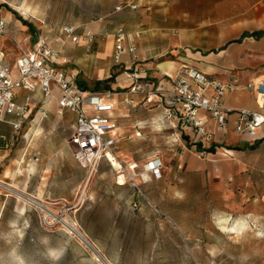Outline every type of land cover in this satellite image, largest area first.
Here are the masks:
<instances>
[{"label":"rangeland","instance_id":"1","mask_svg":"<svg viewBox=\"0 0 264 264\" xmlns=\"http://www.w3.org/2000/svg\"><path fill=\"white\" fill-rule=\"evenodd\" d=\"M0 7L11 10L34 28L41 27L42 22L56 27L63 23L83 26L93 21L92 17L79 18L84 8L93 10L92 2L83 4L82 0H0ZM258 7L264 13V0ZM72 67V63L63 66L68 75L73 74L69 70ZM86 82L92 86L95 80ZM130 108L140 110L136 112L138 118L146 111L141 102ZM71 121V116L52 120L42 130V123L27 121L17 134H11L10 128L0 124L7 127L4 133L13 143L10 156L14 155L20 168V187L5 190L26 210L25 218L30 219L31 225L22 239L17 236L6 239L10 232L8 221L16 217L12 203L6 206L0 216V264H10L8 253L12 249L23 256L26 264H50L41 243L45 236L52 246L67 249L58 264H264V141L255 150H246L241 155L242 171L211 182L207 172L198 168L199 163L190 169H172L173 148L165 144L164 134L156 129L149 131L138 137L140 145L130 150L141 157L137 162L139 168L147 159L160 156L162 178L139 183V189L126 179L129 185L118 192V202L126 206L124 218L118 222H94L91 216L97 208L89 200H94L95 195H84L82 208L81 198L79 202H55L35 199L29 194L42 173L28 178L30 144L37 141L48 153L60 152L71 133ZM253 142L243 137L232 144L242 146ZM53 158L56 155L50 156V163ZM198 158L204 159L205 154ZM120 164L125 168L124 163ZM118 171L106 161L90 165L85 168L84 184H80V171L66 167L56 173L53 188L61 191H70L77 185L87 189L108 188L119 177ZM2 185L0 182V191ZM134 203L139 210L132 211ZM128 214L132 216L125 218ZM240 222L247 227H242ZM74 229L89 243L80 241L72 233Z\"/></svg>","mask_w":264,"mask_h":264},{"label":"crops","instance_id":"2","mask_svg":"<svg viewBox=\"0 0 264 264\" xmlns=\"http://www.w3.org/2000/svg\"><path fill=\"white\" fill-rule=\"evenodd\" d=\"M131 1L82 0L83 4L93 3V10L89 12L84 8L79 18L81 20L93 18L91 23L83 24L92 27L95 33L94 42L89 50L82 45L71 44L63 50L64 56L73 64L69 70L73 73L71 76L77 85V80H80L88 87L87 89L93 90L98 83L103 87V83L110 80L107 82L110 90H126L129 81L125 79L123 70L130 65L145 70L147 77L156 84H159L164 75L171 79L178 78L184 67L194 68L207 76L221 80L237 77L242 85L253 78L264 76V37L260 39L245 37L239 41L244 33L264 31V13H261L258 7L261 0H138L137 10L124 9L110 16L116 6ZM89 13L92 15L89 16ZM0 19L7 22L8 31L19 43L17 47L8 39L0 37V50L7 53L11 64L20 52L33 47L36 38L31 35H35L39 29H42L50 39H54L58 36L60 28L69 24L63 23L53 27L44 23L41 27L34 28L32 24L16 17L11 10L7 11L2 7ZM117 26L141 33L135 55L124 56L118 65L113 61V31ZM93 79L95 82L92 86L86 82ZM102 89L104 88L98 90ZM224 102L233 108H257L253 93L245 88L226 94ZM130 107L123 103L120 97L116 99L113 118L120 136L115 152L119 163L128 165L139 162L141 157L135 156L130 148L140 145L138 137L156 129L164 134L165 144L173 148L170 164L174 170L182 167L190 169L199 163L198 168H203L207 172L208 180L211 182L227 179L243 170L239 158L246 150L237 148L246 143L242 146L232 144L243 139V136L238 137L233 132L235 115L232 114L228 118L229 131L225 134L215 133L213 141L207 144L195 143L190 132H177L167 122H163L160 119L162 109L157 103L143 105L146 111L140 118L136 113L140 110ZM53 109L51 108L47 119L41 120L37 114L31 122L37 121L38 125L42 123L40 128L42 130L47 128L52 120L59 121L71 116L72 121L69 123L72 132L74 116L67 113L64 117H57ZM201 116L207 117V114L201 113ZM0 124L11 129L8 124ZM55 127L56 125L53 129ZM6 128L0 127V136L4 137L0 144V182L3 184L0 191V209L4 210L12 203L13 210H20L22 206L5 190L20 187V168L14 155L10 156L9 148L13 143L4 133ZM209 128L213 130V125L209 124ZM11 134H15L12 129ZM70 135L66 140V146L60 152L52 154L43 150L37 141L30 144L28 178L34 176V173L40 171L42 173L37 185L29 194L35 199L55 202H79L81 198L82 208L85 202L83 196L95 195L94 200H89L94 201L91 203L97 208L92 213V220L118 222L124 218L123 212L126 207L122 202H118V192L124 190L125 185H129L124 178L118 180L121 176L115 178L114 184L108 188L87 189L81 185L70 191L53 188L52 180L57 179L56 173H60L66 167L77 173L80 171V184L85 182V168L79 166L73 157L74 148L69 142ZM196 144H201L204 149L213 147V150L198 151ZM202 154H205V158L200 160L198 156ZM51 155H56L52 163ZM57 165L60 167L57 168ZM131 216L132 214H128L125 218ZM87 217L91 218L89 215Z\"/></svg>","mask_w":264,"mask_h":264},{"label":"built area","instance_id":"3","mask_svg":"<svg viewBox=\"0 0 264 264\" xmlns=\"http://www.w3.org/2000/svg\"><path fill=\"white\" fill-rule=\"evenodd\" d=\"M137 1L116 6L110 16L124 9L137 10ZM0 37L19 46L3 19H0ZM140 37V31H128L122 26L114 29L113 61L116 65L124 56L135 55ZM35 38L33 47L20 52L13 64L9 62L7 53L0 50V123L8 124L17 134L37 114L41 120L47 119L51 108L57 117L72 114L74 120L69 142L74 148L75 161L83 168L106 161L114 170H120L117 172L119 177L128 179L138 189L139 183L162 178L160 156L147 159L141 168L137 163L122 168L117 161L115 152L120 136L113 113L118 97L131 107L139 102L143 105L157 103L162 109L160 119L177 132H190L195 143L209 144L215 133H227L228 118L232 114L236 118L235 134L247 137L249 141L264 138V76L242 85L237 77L221 80L184 67L178 78L164 75L156 84L147 77L145 70L130 65L123 70L125 79L129 81L126 90L81 89L63 68L70 62L63 50L68 44L82 45L89 50L95 39L92 27L66 24L54 39L39 29ZM240 88L253 93L256 109L233 108L225 104V95ZM209 124L213 125V130ZM3 140L4 137L0 136V144ZM111 158L118 162L117 166L113 165ZM132 209L139 210L138 204H132Z\"/></svg>","mask_w":264,"mask_h":264},{"label":"clouds","instance_id":"4","mask_svg":"<svg viewBox=\"0 0 264 264\" xmlns=\"http://www.w3.org/2000/svg\"><path fill=\"white\" fill-rule=\"evenodd\" d=\"M16 217L14 219H10L8 221V227L10 229V232L7 233L6 239L8 237L12 236H17L19 238H23L25 235L26 230L31 226L30 225V219L25 218L26 210L25 209H20L16 210ZM3 214V209H0V216ZM22 221V223H21ZM242 224V227H247V224L244 222H240ZM235 231V229H232ZM41 243L45 246L44 250V256L45 258L50 262V264H58V262L62 259V257L66 253V247L57 245V246H52L50 244V240L48 237H43L41 239ZM9 261L10 264H26L25 259L23 256L19 255L16 251V249H12L9 253Z\"/></svg>","mask_w":264,"mask_h":264},{"label":"trees","instance_id":"5","mask_svg":"<svg viewBox=\"0 0 264 264\" xmlns=\"http://www.w3.org/2000/svg\"><path fill=\"white\" fill-rule=\"evenodd\" d=\"M245 37H253L255 39H260L261 37H264V31H258V32H253V33H244L241 36V38L239 39V41H241ZM108 81H110V80H107L106 82L103 83V87L100 86L101 83H98L92 89L93 90H98V89H101V88L109 89V85H107V82ZM77 83H78L79 88H81V89H87L88 88L80 80H77ZM262 141H264V138L257 139L252 144L246 143L244 146L239 147L237 149H240V150H250V151L251 150H255ZM196 148H197L198 151H208V152H211L213 150V147H209L207 149H204L201 144H196Z\"/></svg>","mask_w":264,"mask_h":264},{"label":"bare ground","instance_id":"6","mask_svg":"<svg viewBox=\"0 0 264 264\" xmlns=\"http://www.w3.org/2000/svg\"><path fill=\"white\" fill-rule=\"evenodd\" d=\"M111 160H112V163H113L114 166H117V165H118V163H117L115 160H113L112 158H111ZM19 195H20L21 197H23V195H21V194H19ZM23 198H24V200H27V201L31 202L32 204H33V203L36 204V202H35L33 199H31V198H28V197H23ZM38 207H39V206H38ZM20 209H23V207H21ZM77 229H78V228H77ZM70 233H71V232H70ZM72 233L75 234L76 237H77L80 241H83V242L86 243V244L89 243L88 240L84 237V235H82L81 233L77 232L76 229H74Z\"/></svg>","mask_w":264,"mask_h":264}]
</instances>
